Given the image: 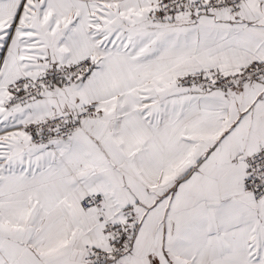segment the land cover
Listing matches in <instances>:
<instances>
[{"label":"snow or ice","instance_id":"snow-or-ice-1","mask_svg":"<svg viewBox=\"0 0 264 264\" xmlns=\"http://www.w3.org/2000/svg\"><path fill=\"white\" fill-rule=\"evenodd\" d=\"M0 264H264V0H0Z\"/></svg>","mask_w":264,"mask_h":264}]
</instances>
